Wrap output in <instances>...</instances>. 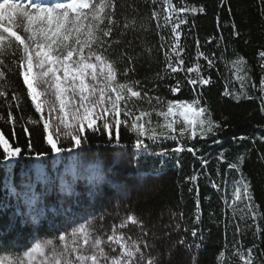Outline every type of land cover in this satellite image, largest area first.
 <instances>
[{
    "label": "trees",
    "instance_id": "obj_1",
    "mask_svg": "<svg viewBox=\"0 0 264 264\" xmlns=\"http://www.w3.org/2000/svg\"><path fill=\"white\" fill-rule=\"evenodd\" d=\"M172 2L177 7L203 8V11L181 14L187 20V24H182L179 30V45L182 49L179 54L184 64L174 63L181 70L175 73L169 70L167 75L163 71L167 67L164 53L171 52L169 46L173 43L172 25L157 28L158 22L164 24L166 12L162 10L160 3L154 6L150 0H116V19L123 25L125 17L129 20L135 18L136 27L134 30H124L121 27L114 32V38L123 42L119 46H113L116 52L112 54V58L117 60L121 71L131 67L133 71L129 72L130 78L141 81V88L148 91L151 97L160 96L165 100L179 99L189 102L199 98L200 106L211 110L213 118L221 124V130H217L215 136H198L196 139L184 141L162 138L154 143L147 136H143L140 138L143 145L139 148L136 146L135 133L123 126L120 128L119 143L116 142L115 135L110 139L106 132L88 131L87 143L74 149L72 154H65V158L58 164L54 165L53 159L49 158L48 167L53 175H58L70 163L67 159L69 155L78 154L80 159L84 155H90L95 162L108 157L109 161L115 162L122 153H128L132 157L133 173L138 178L154 180L155 187L145 196L129 197L120 190L113 192L109 197L113 198L115 194L118 199L114 208L117 209L121 203L130 200L128 207L132 215L146 221L147 225L153 227L157 221L162 225L163 215H171L178 224L177 232L163 236L162 240L150 227L149 234L144 235L140 229L133 228L134 225L127 229L125 235L131 238L129 242L142 241V247L143 243L150 246L145 250V259L149 256L155 257L158 264H219V255L225 253L230 257V261L226 260L225 264H242L233 255V251L239 249L247 257L248 250L251 249L252 264H264V215L256 219L249 218L245 209L247 201L240 202L235 213L228 206L232 203L234 181L243 176L250 184L252 202L257 213L264 214V140H261L264 137V112L261 111L260 99L264 95L260 92V81L264 78V69L261 67L264 60L260 57V53L264 52V0ZM153 8L159 12V21L150 18ZM141 25L145 27L141 28ZM119 31H125L126 35L119 36ZM161 36H164V41H161ZM162 43L164 48H161ZM146 48L152 49L150 55L145 52ZM201 52L213 60L211 67H208L203 56L198 57ZM119 53L132 55L134 62L129 64L127 59L119 57ZM171 54L175 57L174 52ZM238 57L246 61L249 77L245 82L247 95L240 99L232 95L241 88L231 64ZM197 64L201 68L200 75L210 78L208 85L194 86L188 83L189 78L195 79L197 76L195 72H187V68H196ZM158 74L164 78H158ZM8 80L13 82L9 97L12 92H19L24 97L26 89L22 85V77L18 73H9ZM177 84L180 90L172 93L170 89ZM226 91L230 95H225ZM5 99L8 98H0V113L6 116L9 108ZM134 102L138 109L151 111V106L146 101ZM8 103L15 105L17 101L8 99ZM11 111L17 119L15 139L12 137L11 126L0 121V129H3L5 135L22 148L26 149L30 139L35 151H48L42 124L27 123L29 116L33 119L39 116L35 113L30 99L24 97L19 110L12 107ZM135 114L139 115V110ZM21 116L24 117L23 120L20 119ZM121 118L123 119V115ZM149 119L155 126L156 113L152 112L151 117L142 118V122ZM159 119L160 123L164 122L162 117ZM169 119L177 122L175 127L178 135L183 125V117L177 112ZM21 125H25L28 132ZM241 137L246 139L241 140ZM182 142L185 149L194 146L198 150L196 155L186 150L173 154L171 149L180 146ZM61 145L71 146L64 140ZM165 151L167 154L162 155ZM221 154L223 160L220 158ZM238 156L245 157L240 164V171L229 169L228 163L238 162ZM205 160L206 165L203 163ZM31 163L27 158L14 163L13 177L16 184ZM192 176L196 177L194 181L189 180ZM6 179L7 173L0 167V258L24 252L35 236L46 239L60 234L57 229L50 227L52 225L45 221L44 215L36 224L26 218L20 202L8 195L5 189ZM213 182L219 188L214 187ZM190 188L192 191H189ZM225 198L228 204L225 203ZM197 202L199 209L196 207ZM236 225H239V231L236 230ZM256 225L259 226V231ZM193 230L197 232L195 237L192 236Z\"/></svg>",
    "mask_w": 264,
    "mask_h": 264
},
{
    "label": "snow or ice",
    "instance_id": "obj_2",
    "mask_svg": "<svg viewBox=\"0 0 264 264\" xmlns=\"http://www.w3.org/2000/svg\"><path fill=\"white\" fill-rule=\"evenodd\" d=\"M150 2L154 6L160 3L162 10L166 12L164 24L158 22L157 28L172 25L173 43L169 47L175 57L171 52L165 51L167 67L163 71L166 75L169 70L175 73L181 68L174 66V63L184 64L179 54L182 50L179 45V30L182 24H187V20L181 14L203 11V8L177 7L172 0ZM150 18L159 21V12L155 8ZM121 27L124 30H134L136 20L125 17L121 25L116 19V0H0V98L7 97L17 101L12 105L5 99L9 111L6 116L0 113V121L11 126L14 140L17 119L11 108L19 110L20 103L26 97L30 99L35 113L39 114L36 119L29 116L27 123L42 124L48 145V151L37 152L32 148L29 139L25 149L14 144L3 129H0V167L7 173L5 189L17 202L23 201L27 204L33 221L43 216L46 210L44 201L56 189L57 183L61 192L71 194L78 179L86 174L90 179L101 174L98 163L91 160L81 161L78 154L67 156L70 163L60 175H53L48 167L49 158L53 159L54 165L58 164L65 158V154H71L74 149L87 143L88 131L106 132L110 139L115 135L116 142L119 143L120 128L123 126L135 133L136 146L139 148L143 145V140L140 139L143 136H147L154 143L162 138L184 141L196 139L198 136H215L216 131L221 130V124L213 118L211 110L200 106L199 98L189 102L179 99L165 100L160 96L151 97L148 91L141 88V81L130 78L129 72L133 71L131 67H126L123 71L118 68L117 60L112 58V54L116 52L113 46H119L123 41L114 38L113 34ZM144 27L141 25V28ZM124 35L125 31H119V36ZM164 40V36H161V41ZM197 45L199 46L198 41ZM161 48H164L163 43ZM145 52L150 55L152 49L146 48ZM118 55L121 59H127L129 64L134 62L132 55ZM199 56L207 60L208 67L213 65V60L204 53H199ZM260 57L264 60V52L260 53ZM231 64L234 75L241 84L239 92L232 95L240 99L247 95L245 82L249 77L246 61L238 57ZM261 67L264 69V64ZM187 72H195L197 76L195 79L189 78V84L204 86L210 83V78L200 75L199 64L196 68H187ZM9 73H18L22 77V85L26 89L24 97L19 92H12L9 97L13 87V82L8 80ZM158 78L163 79L164 76L158 74ZM252 87L255 88V85ZM179 90V84L170 89L172 93ZM260 92L264 94V78L260 81ZM225 95L230 93L226 91ZM260 99L261 111L264 112V95ZM141 100L151 106V111L137 108L134 101ZM137 110L139 115L135 114ZM152 112L157 116L155 126L151 119L142 122V118L151 117ZM177 112L183 117V125L178 135L175 127L177 122L169 119ZM161 117L163 123H160ZM20 119L23 120L24 117L21 116ZM21 127L28 132L25 125ZM62 140L68 141L71 146L63 147ZM185 150L194 156L198 151L194 146L185 149L182 142L180 146L171 149V152L175 154ZM164 154L167 151L162 153ZM25 158L32 163L17 185L13 177V165ZM220 158L224 159L223 154ZM244 159V156H238V162H229L228 168L240 171V164ZM203 163L206 165L207 161ZM195 179V176L189 177L190 181ZM213 186L219 188L215 182ZM242 201H247L245 209L249 218L256 219L264 215L257 213L252 202L250 184L243 176L234 181L232 203L228 206L235 213L236 206ZM225 203L228 204L227 198ZM196 207L199 209L198 202ZM196 219L198 222V214ZM128 221L132 224L141 223L130 214L121 222L119 228L126 227ZM256 227L259 231V226ZM236 230L239 231V225H236ZM192 236H197L195 230L192 231ZM130 240L116 226L111 229V234L101 235L93 222L89 221L77 225L70 233L37 240L22 253L0 258V264H158L155 257L149 256L145 259V250L150 247L148 244L143 243L142 247V241L129 242ZM179 243L183 244L184 241ZM233 255L242 264H252L251 249L248 250L247 257L239 249H235ZM226 260L230 261V257L221 253L218 257L219 264H225Z\"/></svg>",
    "mask_w": 264,
    "mask_h": 264
},
{
    "label": "rangeland",
    "instance_id": "obj_3",
    "mask_svg": "<svg viewBox=\"0 0 264 264\" xmlns=\"http://www.w3.org/2000/svg\"><path fill=\"white\" fill-rule=\"evenodd\" d=\"M64 142L68 143L66 140ZM80 160L87 162L89 160L93 161V158L90 155H84ZM131 162L132 157L128 153H122L120 159L115 162L109 161L108 157L101 158L99 162H96L99 164L101 174L91 179L86 174L83 178L78 179L71 194L61 192L57 183L56 189L50 192L44 201L46 205L44 212L45 221L52 225L50 227L57 229L60 234L65 232L70 233L77 225L89 221L93 222V226L101 235L105 233L111 234L114 224L118 231L123 232L124 235L128 232L127 229H130L133 225V228L140 229L143 235L144 233L149 234L148 227L153 228V232L159 235L161 240L163 236L167 237L166 235H172L177 232L178 224L171 215H163L161 217L162 225H159L157 221L152 227L151 225H147L146 221L137 217L141 223L132 224L128 221L126 227L119 228L118 224H121V219L130 214L132 215L128 207L130 200L121 203L116 209L114 205L118 199H116L115 194L113 198L109 196L113 192L116 193L117 190L124 192L129 197L132 195L145 196L155 187L154 180L141 179L133 173ZM22 177L23 175L19 178L17 185L20 184ZM20 205L26 218L33 224L37 223L40 217L33 221L27 204L20 201ZM125 237L127 239L128 235H125ZM41 239V237H36L31 242V246Z\"/></svg>",
    "mask_w": 264,
    "mask_h": 264
},
{
    "label": "bare ground",
    "instance_id": "obj_4",
    "mask_svg": "<svg viewBox=\"0 0 264 264\" xmlns=\"http://www.w3.org/2000/svg\"><path fill=\"white\" fill-rule=\"evenodd\" d=\"M72 154V153H71Z\"/></svg>",
    "mask_w": 264,
    "mask_h": 264
}]
</instances>
